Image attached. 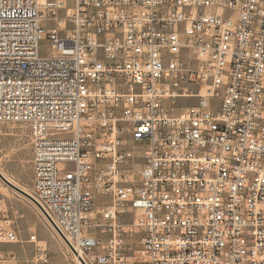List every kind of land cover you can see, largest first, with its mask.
I'll use <instances>...</instances> for the list:
<instances>
[{
  "label": "built area",
  "instance_id": "built-area-1",
  "mask_svg": "<svg viewBox=\"0 0 264 264\" xmlns=\"http://www.w3.org/2000/svg\"><path fill=\"white\" fill-rule=\"evenodd\" d=\"M15 122L74 264H264V0H0Z\"/></svg>",
  "mask_w": 264,
  "mask_h": 264
},
{
  "label": "rangeland",
  "instance_id": "rangeland-1",
  "mask_svg": "<svg viewBox=\"0 0 264 264\" xmlns=\"http://www.w3.org/2000/svg\"><path fill=\"white\" fill-rule=\"evenodd\" d=\"M39 51L46 55L48 42H40ZM191 102L184 99L183 104ZM31 141L25 123H0V171L12 184L29 193L31 190L32 164ZM0 203L12 220L19 242L0 245V251L18 260H27L31 264H74L73 256L63 241L44 219L37 206L18 193L0 178ZM124 222H129L125 219ZM34 233L46 247V261L32 262L33 244L28 241ZM137 242V239H134Z\"/></svg>",
  "mask_w": 264,
  "mask_h": 264
},
{
  "label": "water",
  "instance_id": "water-1",
  "mask_svg": "<svg viewBox=\"0 0 264 264\" xmlns=\"http://www.w3.org/2000/svg\"><path fill=\"white\" fill-rule=\"evenodd\" d=\"M0 178L2 179V181L7 184L9 187H11L12 189H14L15 191H17L18 193L22 194L23 196H25L26 198H28L30 201H32L35 205L37 204L35 202V200L24 190L20 189L19 187L15 186L14 184H12L11 182H9L8 180H6L1 174H0Z\"/></svg>",
  "mask_w": 264,
  "mask_h": 264
},
{
  "label": "bare ground",
  "instance_id": "bare-ground-1",
  "mask_svg": "<svg viewBox=\"0 0 264 264\" xmlns=\"http://www.w3.org/2000/svg\"><path fill=\"white\" fill-rule=\"evenodd\" d=\"M0 174L6 179V180H8L9 182H10V179L3 173V172H1L0 171Z\"/></svg>",
  "mask_w": 264,
  "mask_h": 264
}]
</instances>
